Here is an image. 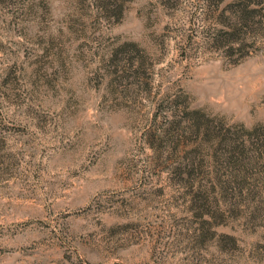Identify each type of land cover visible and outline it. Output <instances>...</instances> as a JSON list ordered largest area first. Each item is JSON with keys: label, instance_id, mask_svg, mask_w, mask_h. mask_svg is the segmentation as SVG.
Listing matches in <instances>:
<instances>
[{"label": "rangeland", "instance_id": "obj_1", "mask_svg": "<svg viewBox=\"0 0 264 264\" xmlns=\"http://www.w3.org/2000/svg\"><path fill=\"white\" fill-rule=\"evenodd\" d=\"M235 1L131 0L108 20L93 0H0V264H264V0ZM174 97L248 141L257 193L206 204L213 226L154 137Z\"/></svg>", "mask_w": 264, "mask_h": 264}, {"label": "trees", "instance_id": "obj_2", "mask_svg": "<svg viewBox=\"0 0 264 264\" xmlns=\"http://www.w3.org/2000/svg\"><path fill=\"white\" fill-rule=\"evenodd\" d=\"M93 1L95 2L97 14L110 20L114 16L113 14L122 15L125 5L131 0ZM240 1H235L234 5L237 7ZM248 8L249 5H246L244 9H241V15L235 14L234 23L223 25L225 30H220L222 34L230 36L233 32H240L242 27L246 29L248 20L252 16L250 14L254 12ZM230 44L237 45V41H232ZM134 46V43H129L124 47H120V50L115 49L114 54L116 55L119 52L127 54L129 52L128 48L132 49ZM126 67H129V70L133 72V77H139L142 65L137 66L133 71L131 68L134 67V63L133 60H130L126 62ZM182 100L180 97H174L164 107L158 105V110L161 107L165 110L167 118L165 123L167 126L156 128L154 133L161 132V134L158 136L156 134L154 137L161 139V148H164L163 144L170 148L167 159L171 161V165L165 172L174 182V185L188 188L186 196H190L194 201L202 202L203 208L199 207L201 209L200 216L208 215L209 221L204 220V223L213 226L215 224L211 220L214 216L210 209L205 207L206 204L211 203L217 206L220 201L226 203L232 198H240L244 192L247 195H256L257 193L251 189V186L244 179V174L248 173L243 164L247 159L248 141L245 139L239 141L244 136L240 137L238 135L237 137L235 134L237 132L234 133L231 128L219 129L210 124L211 121L209 120L203 122L199 112L188 111V107L185 106L184 100ZM256 130V128L245 130L247 138H252ZM188 146L191 147L187 149ZM254 146H257L256 150L258 151L262 148V145L258 146L256 143H254ZM205 147L209 148L210 151L204 155L203 150ZM149 148L152 152L158 154L159 159L161 158L154 143H150ZM182 148L187 150L182 152ZM206 155L211 163L208 162V159H205ZM227 212H231V210L227 208L215 209L214 213H220L219 215L222 216L221 214Z\"/></svg>", "mask_w": 264, "mask_h": 264}]
</instances>
